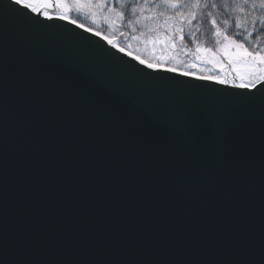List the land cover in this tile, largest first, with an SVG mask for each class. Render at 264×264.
<instances>
[{
	"label": "water",
	"instance_id": "obj_1",
	"mask_svg": "<svg viewBox=\"0 0 264 264\" xmlns=\"http://www.w3.org/2000/svg\"><path fill=\"white\" fill-rule=\"evenodd\" d=\"M29 2L0 29V264H264V110L236 77L148 68Z\"/></svg>",
	"mask_w": 264,
	"mask_h": 264
},
{
	"label": "snow or ice",
	"instance_id": "obj_2",
	"mask_svg": "<svg viewBox=\"0 0 264 264\" xmlns=\"http://www.w3.org/2000/svg\"><path fill=\"white\" fill-rule=\"evenodd\" d=\"M121 9L130 8L131 14L136 17V22L140 19L160 21L164 25H178L176 33L181 40L186 37L183 34V26H193L194 24H209V31L213 32L216 37V43L220 45V52L227 58L232 70L236 73V80L233 81V92L230 94L231 102L236 103L247 110L259 105L264 110V48L256 47L252 51L245 48V43L249 36L259 28V35L254 39L257 41L264 39V0H115ZM67 7V5H62ZM77 7H80L77 5ZM98 8H104L105 4L97 5ZM219 8L220 12H216ZM231 9V21L229 20L228 10ZM30 10V13L37 14L39 18L40 6L29 0H3L0 3V29H2L12 18L23 16ZM114 11L113 8L108 9ZM258 10V11H257ZM255 13V14H254ZM49 21L53 19L52 15L43 13ZM121 19L125 13L119 11L116 13ZM218 16H224L219 20ZM60 20L69 19L64 14L59 16ZM75 23V20H70ZM232 28L233 34L228 33ZM251 27L252 31H249ZM87 30V29H86ZM244 33L243 41L240 40V34ZM99 34V33H97ZM113 43L111 39L108 41ZM194 40H189L193 43ZM123 51V49H121ZM201 51L198 47L197 52ZM204 51H208L205 49ZM207 62L214 66H220V60L211 55ZM140 63H145L140 60ZM154 65L149 62L148 68ZM173 68H168L167 72L171 73ZM187 72H182L181 76H187ZM207 76H198V80L209 79ZM224 78H216V83L223 84ZM259 85V87H257ZM254 89L249 91L248 89Z\"/></svg>",
	"mask_w": 264,
	"mask_h": 264
},
{
	"label": "trees",
	"instance_id": "obj_3",
	"mask_svg": "<svg viewBox=\"0 0 264 264\" xmlns=\"http://www.w3.org/2000/svg\"><path fill=\"white\" fill-rule=\"evenodd\" d=\"M91 4L90 12L84 14L79 13L73 9L70 13L71 20H75L82 26H86L91 30L99 32L100 34L107 35L108 38L117 39L119 47L127 51V53H132L133 55L139 57L140 59L151 62L152 64L173 68L182 72H187L189 74L204 76V72L197 70L196 67H189L188 64L182 65L177 61H163L155 57H145L140 56L135 48L142 47L143 44L154 42H163L162 50L165 51L164 47L168 49H179L184 53H194L199 47L201 50L207 49L208 51H214L220 47L216 43V37L213 32L209 31V24H194L193 26H188L185 24L183 26V34L186 39L181 40L179 35L176 33V27L178 25H164L162 23V18L160 21L143 20L136 22V17L131 14L130 8L121 9L120 5L115 3V0H89ZM142 2V0H140ZM104 3V8H98L97 5ZM109 8H113L114 11L109 12ZM123 11L125 13L124 18L121 19L116 15L117 12ZM258 11V10H257ZM216 12H220L217 8ZM231 9L228 10L229 15ZM255 14V13H254ZM219 20H223L224 16H218ZM229 20L231 21V15H229ZM260 26L257 25V31L253 36H249L247 42L245 43V48L252 51L257 46L264 48V39L257 41L254 39L255 36L259 35ZM249 31H252L251 27ZM229 34H233V30L230 27L228 29ZM244 33L241 32L240 40L243 41ZM189 40H194L193 43H189ZM164 41L166 44H164ZM187 50V51H186ZM264 54V53H262ZM186 62V61H185ZM215 73L209 72L207 77H214Z\"/></svg>",
	"mask_w": 264,
	"mask_h": 264
},
{
	"label": "rangeland",
	"instance_id": "obj_4",
	"mask_svg": "<svg viewBox=\"0 0 264 264\" xmlns=\"http://www.w3.org/2000/svg\"><path fill=\"white\" fill-rule=\"evenodd\" d=\"M45 1H47V0H45ZM58 1L62 2L63 5H67V7H66L67 12L64 15L69 17V20H71L69 14L73 12V9L78 11L81 14H84V15H86L85 14L86 12H90L91 4H90L89 0H58ZM77 5H79L80 7H77ZM87 29H89V28H87ZM89 30H91V29H89ZM91 31L95 32V34L99 33V32H96L94 30H91ZM100 35L106 37L107 39H111L112 41L116 42V44L118 45L117 39L108 38L107 35L105 36L103 34H100ZM164 44H166L165 41H164ZM160 45H163V42H154L153 44L152 43L151 44L146 43V44H143L142 47L138 46V48H135V49L140 56L142 55V56H145L148 58L149 57H155V58L161 59L163 61H167V60L177 61L182 65H186V63H187L189 67H196L197 70L204 72L206 74L204 76H208L209 72H213L216 74V76L209 78V79H213V80H216V78H222L224 76L225 72H227L228 74H234L235 73L232 70V66H231V64H229L227 58L223 55L222 52H220V50H219L220 47L214 51L209 50L206 52V51L201 50L199 52L194 51V53H192V52L190 53V51L188 53H184L183 51H180L179 49H168L166 47H164L165 51H163L162 50L163 46H160ZM209 53H211V55L216 56L220 60V66H214L212 63L207 62V59L211 58ZM130 54H132V53H130ZM135 57H137V56H135ZM137 58H139V57H137ZM145 62L149 63L147 61H145ZM153 65L158 66V67H163V66H159V65H155V64H153ZM164 68H169V67H164ZM174 70H176V69H174ZM177 71H179V70H177ZM180 72H182V71H180ZM191 75H194V74H191ZM195 76H197V75H195Z\"/></svg>",
	"mask_w": 264,
	"mask_h": 264
},
{
	"label": "bare ground",
	"instance_id": "obj_5",
	"mask_svg": "<svg viewBox=\"0 0 264 264\" xmlns=\"http://www.w3.org/2000/svg\"><path fill=\"white\" fill-rule=\"evenodd\" d=\"M229 77H231V79L232 78H235L236 77V74H231V76H229Z\"/></svg>",
	"mask_w": 264,
	"mask_h": 264
}]
</instances>
